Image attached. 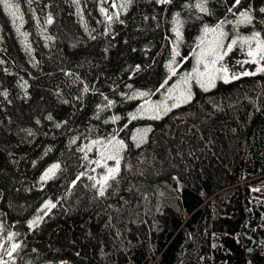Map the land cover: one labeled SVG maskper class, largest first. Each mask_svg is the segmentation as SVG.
Segmentation results:
<instances>
[{
  "label": "trees",
  "instance_id": "16d2710c",
  "mask_svg": "<svg viewBox=\"0 0 264 264\" xmlns=\"http://www.w3.org/2000/svg\"><path fill=\"white\" fill-rule=\"evenodd\" d=\"M9 3L0 242L16 248L0 264H206L224 210L247 198L218 193L264 175V72L199 89L160 119L137 114L209 30L241 20L264 36V0Z\"/></svg>",
  "mask_w": 264,
  "mask_h": 264
},
{
  "label": "rangeland",
  "instance_id": "374dc122",
  "mask_svg": "<svg viewBox=\"0 0 264 264\" xmlns=\"http://www.w3.org/2000/svg\"><path fill=\"white\" fill-rule=\"evenodd\" d=\"M247 23L240 20L232 23L230 28L225 23L213 28L215 31L209 30L193 52L195 55L193 65L179 73H173L175 79L164 97L158 102L145 104L137 116L160 119L167 111L191 100L199 89L208 91L214 88L220 80L229 82L248 76L245 73H251L250 75L263 73L261 69H264V36L259 32L256 33L257 31L249 35L239 32L238 29L246 26ZM258 41L262 43L258 45ZM249 52L252 55H249ZM224 69L227 71H223ZM112 149L102 154V162L108 157H113L114 148ZM104 166L106 165L97 169L99 174L104 173L102 171ZM238 184L241 186L236 188L241 189L243 182ZM226 192L221 195H225ZM15 248L16 245L8 238L0 242V263L6 261Z\"/></svg>",
  "mask_w": 264,
  "mask_h": 264
},
{
  "label": "flooded vegetation",
  "instance_id": "af4514ba",
  "mask_svg": "<svg viewBox=\"0 0 264 264\" xmlns=\"http://www.w3.org/2000/svg\"><path fill=\"white\" fill-rule=\"evenodd\" d=\"M242 200V202H241ZM222 223L215 233L216 241L211 243V255L206 258V264H238L245 260V255H237L240 248H247L254 241V247L262 249L264 257V203L253 202L251 199L240 198L239 207H230L224 210L221 216ZM247 231L251 236L248 240L243 236ZM231 240L236 249L232 251Z\"/></svg>",
  "mask_w": 264,
  "mask_h": 264
},
{
  "label": "built area",
  "instance_id": "2783aa9c",
  "mask_svg": "<svg viewBox=\"0 0 264 264\" xmlns=\"http://www.w3.org/2000/svg\"><path fill=\"white\" fill-rule=\"evenodd\" d=\"M243 186L241 187V190L245 194V197H248L253 202L264 203V175L257 176L250 180H244ZM241 182V183H242ZM239 186V184L236 185V187ZM241 186V185H240ZM239 186V187H240ZM225 191H221L220 193H224ZM245 264H251V258L250 256L245 257Z\"/></svg>",
  "mask_w": 264,
  "mask_h": 264
},
{
  "label": "water",
  "instance_id": "95a60500",
  "mask_svg": "<svg viewBox=\"0 0 264 264\" xmlns=\"http://www.w3.org/2000/svg\"><path fill=\"white\" fill-rule=\"evenodd\" d=\"M234 175H236V171H234ZM243 236L245 238H247L248 240H251V236L248 234L247 231L243 232ZM253 240V239H252ZM254 241L251 243V245H249L247 248H240L237 251V255H250L252 257V260L254 261L253 264H264V257L261 254L262 249L260 248H255L254 247ZM234 241L231 240V249L232 251H234L236 249L234 243ZM262 243L264 244V241H262ZM238 264H243V261H239Z\"/></svg>",
  "mask_w": 264,
  "mask_h": 264
},
{
  "label": "snow or ice",
  "instance_id": "6c2138e0",
  "mask_svg": "<svg viewBox=\"0 0 264 264\" xmlns=\"http://www.w3.org/2000/svg\"><path fill=\"white\" fill-rule=\"evenodd\" d=\"M236 2L237 3H239L240 2V0H236ZM0 3H3L4 4V6L10 11V13L12 14V15H15V12L14 11H12V8H13V5L11 4V3H9V0H0ZM201 10H205V9H201ZM247 19H250V18H247ZM206 31H207V29H206ZM213 31H215L214 29H213ZM221 35H223V33H221ZM257 36H258V34H257ZM233 43H235V41H233ZM245 43H247V40H245ZM262 42H260V41H258V45L259 44H261ZM259 50V49H258ZM249 55H252V53L251 52H249ZM219 58V57H218ZM223 71H227V69H224ZM261 71H264V69H261ZM251 73H245V75H250ZM110 171H112V170H110ZM102 194V193H101Z\"/></svg>",
  "mask_w": 264,
  "mask_h": 264
},
{
  "label": "bare ground",
  "instance_id": "6f19581e",
  "mask_svg": "<svg viewBox=\"0 0 264 264\" xmlns=\"http://www.w3.org/2000/svg\"><path fill=\"white\" fill-rule=\"evenodd\" d=\"M235 187H236V185H235V186H232V187H230V188L224 189V190H222V191H225V190L228 191L229 189H231V188H235ZM220 192H221V191H220ZM220 192H219L218 194H220V195L223 194V193H220ZM226 194H227V192H226ZM226 194H225V195H226Z\"/></svg>",
  "mask_w": 264,
  "mask_h": 264
}]
</instances>
